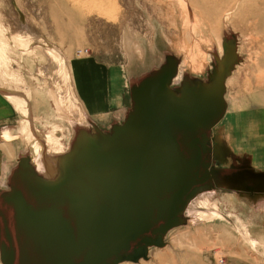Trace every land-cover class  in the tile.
<instances>
[{"label":"rangeland","instance_id":"obj_1","mask_svg":"<svg viewBox=\"0 0 264 264\" xmlns=\"http://www.w3.org/2000/svg\"><path fill=\"white\" fill-rule=\"evenodd\" d=\"M91 57L119 68L125 114L130 88L168 61L173 89L210 73L225 103L212 127L210 180L160 246L116 264H264V0H0V100L11 108L0 118V195L12 191L20 159L38 162L32 148L43 137L62 154L79 133L104 140L122 121L112 112L91 119L74 94L72 61ZM201 58L196 71L190 62ZM85 67L90 98L100 89Z\"/></svg>","mask_w":264,"mask_h":264},{"label":"water","instance_id":"obj_2","mask_svg":"<svg viewBox=\"0 0 264 264\" xmlns=\"http://www.w3.org/2000/svg\"><path fill=\"white\" fill-rule=\"evenodd\" d=\"M227 64L233 59L230 51ZM168 61L129 90L104 140L80 134L45 182L23 160L0 195V264H116L160 246L186 200L211 178L206 144L225 103L190 85L167 90Z\"/></svg>","mask_w":264,"mask_h":264},{"label":"crops","instance_id":"obj_3","mask_svg":"<svg viewBox=\"0 0 264 264\" xmlns=\"http://www.w3.org/2000/svg\"><path fill=\"white\" fill-rule=\"evenodd\" d=\"M85 66H90L92 69V75L95 76L93 79L96 80L102 94L98 90L92 92L90 98L88 97V81L86 77L88 69ZM71 71L74 94L85 113L91 119L101 121L108 114H111L110 112L123 114L124 116L127 102L125 84L119 68L91 57L90 59L73 60ZM127 97L130 103L129 96L127 95ZM10 113L9 104L5 100H0V118L6 120ZM229 172H232V170Z\"/></svg>","mask_w":264,"mask_h":264},{"label":"bare ground","instance_id":"obj_4","mask_svg":"<svg viewBox=\"0 0 264 264\" xmlns=\"http://www.w3.org/2000/svg\"><path fill=\"white\" fill-rule=\"evenodd\" d=\"M103 3H105V2H103ZM102 4V3H101ZM106 4V3H105ZM202 54V53H201ZM204 62V59H202L201 58V60H200V64H198V65H194V63L192 62V60H191V64H190V66L192 67V68H194V70H198V69H200V66H201V64ZM218 62V64H219V68H220V70H224L225 69V63L223 64L222 62H221V60H218L217 61ZM203 65V64H202ZM203 67V66H202ZM204 68V67H203ZM204 70V69H203ZM207 77H205L206 79L203 81V83H194V88L196 89L197 87H200V88H202V89H204L206 92H212L211 91V89L209 88V84L208 83H211L212 82V78L210 77V73H208L207 75H206ZM172 78V77H171ZM170 78V80L168 81V83H167V85H166V87H167V90L169 91V93L171 94V95H174V96H177L178 94H179V92L181 91V87L182 86H184V85H187L186 83H182V84H180V86H178V88L177 89H173V86H172V83H173V81L175 80V78H176V75L173 77V79H171ZM190 86H192V85H190ZM212 129L213 128H211V130H210V136H209V139L207 140V145L209 146V148H210V150H209V152H208V155H209V157L211 158V161H212V157H211V144H210V141L212 140ZM98 133V132H97ZM39 134V133H38ZM80 134H86L87 135V133H84V132H81V133H79V135ZM78 135V136H79ZM33 136V135H32ZM36 137V136H35ZM37 138V137H36ZM41 138V137H40ZM44 138V142L42 143V144H40V143H36L35 144V146L32 148V155H36V157H37V160H38V162H35L36 164H34V165H31V164H29L28 163V165L30 166L28 169H29V171L33 174V175H35V176H37V177H39L40 179H42L43 181H45V182H52L55 178H56V175H55V172H56V170H57V159L58 158H63V157H65V156H68L69 155V153H70V150H71V146H72V143H71V141H70V143H69V147H68V150L67 151H65L64 153H62V154H57V141H55V139H53V138H50L49 136H45V137H43ZM42 140V139H41ZM33 143V142H32ZM64 143V142H63ZM67 144V143H66ZM50 150V151H48V149ZM48 151V152H51V151H53L51 154H53V155H49V154H47V155H43V154H38L37 153V151ZM57 151V152H56ZM36 152V153H35ZM56 158V159H55ZM39 160H40V163L41 164H39ZM210 161V162H211ZM28 165H26V166H28ZM234 170H232V172H230V173H234L233 172ZM192 195H193V193L189 196V198L186 200V202L192 197ZM186 202H185V205H186ZM185 205H184V207H185ZM185 212V211H184Z\"/></svg>","mask_w":264,"mask_h":264}]
</instances>
